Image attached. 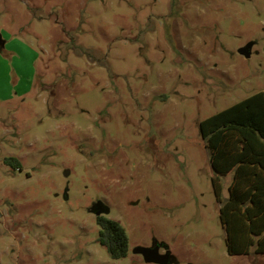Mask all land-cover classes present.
I'll return each mask as SVG.
<instances>
[{
    "label": "rangeland",
    "instance_id": "374dc122",
    "mask_svg": "<svg viewBox=\"0 0 264 264\" xmlns=\"http://www.w3.org/2000/svg\"><path fill=\"white\" fill-rule=\"evenodd\" d=\"M0 57V264H158L138 246L264 264L227 251L200 130L264 90V0H0ZM100 215L126 228V257L98 241Z\"/></svg>",
    "mask_w": 264,
    "mask_h": 264
},
{
    "label": "trees",
    "instance_id": "16d2710c",
    "mask_svg": "<svg viewBox=\"0 0 264 264\" xmlns=\"http://www.w3.org/2000/svg\"><path fill=\"white\" fill-rule=\"evenodd\" d=\"M200 130L209 152L214 192L229 254L264 253V90L205 118ZM6 163L20 168L17 157ZM232 174L228 197L223 177ZM98 241L110 256L129 254V236L120 221L100 215Z\"/></svg>",
    "mask_w": 264,
    "mask_h": 264
},
{
    "label": "crops",
    "instance_id": "0c3cea01",
    "mask_svg": "<svg viewBox=\"0 0 264 264\" xmlns=\"http://www.w3.org/2000/svg\"><path fill=\"white\" fill-rule=\"evenodd\" d=\"M1 45H4L5 47L9 45L8 40H6L4 44L2 41ZM8 49L14 53V55L12 56V61L10 63L11 66H15L18 70L17 73L22 77L30 76L32 74V56L30 49L21 42L11 43ZM0 59H2V57H0ZM2 60L6 62V65L8 64L7 60H5L4 58Z\"/></svg>",
    "mask_w": 264,
    "mask_h": 264
},
{
    "label": "water",
    "instance_id": "95a60500",
    "mask_svg": "<svg viewBox=\"0 0 264 264\" xmlns=\"http://www.w3.org/2000/svg\"><path fill=\"white\" fill-rule=\"evenodd\" d=\"M240 53L244 54L247 58L251 56L250 51L246 47H242L239 50ZM101 211H97L99 215ZM135 252L141 253L146 262H153L158 264H168L170 262L169 253H160L159 246L148 247L138 246L134 250Z\"/></svg>",
    "mask_w": 264,
    "mask_h": 264
}]
</instances>
